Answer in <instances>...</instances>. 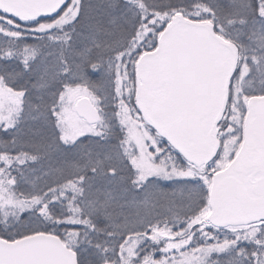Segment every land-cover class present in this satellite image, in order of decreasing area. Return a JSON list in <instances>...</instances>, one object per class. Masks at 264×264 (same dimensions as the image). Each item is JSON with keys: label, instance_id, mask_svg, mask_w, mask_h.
<instances>
[{"label": "snow or ice", "instance_id": "6c2138e0", "mask_svg": "<svg viewBox=\"0 0 264 264\" xmlns=\"http://www.w3.org/2000/svg\"><path fill=\"white\" fill-rule=\"evenodd\" d=\"M0 264H264V0H0Z\"/></svg>", "mask_w": 264, "mask_h": 264}]
</instances>
